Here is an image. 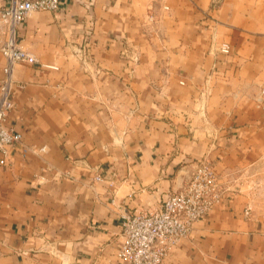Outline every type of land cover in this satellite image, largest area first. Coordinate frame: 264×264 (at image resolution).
Returning <instances> with one entry per match:
<instances>
[{"label": "crops", "instance_id": "crops-1", "mask_svg": "<svg viewBox=\"0 0 264 264\" xmlns=\"http://www.w3.org/2000/svg\"><path fill=\"white\" fill-rule=\"evenodd\" d=\"M16 37L0 264H125L124 215L200 161L227 196L164 264H264V0H61Z\"/></svg>", "mask_w": 264, "mask_h": 264}, {"label": "built area", "instance_id": "built-area-1", "mask_svg": "<svg viewBox=\"0 0 264 264\" xmlns=\"http://www.w3.org/2000/svg\"><path fill=\"white\" fill-rule=\"evenodd\" d=\"M60 5L61 0H12L0 11V23L6 31L1 45L5 64L0 79V152L4 156L0 158V164L22 139L21 132L8 124L15 106L11 98L13 65L38 62L34 54L18 42L17 27L33 11H57ZM229 50L228 44H222L221 51L227 53ZM95 179L101 177L97 175ZM228 189L220 183L212 165L200 161L183 188L170 192L159 208L124 215L118 250L120 259L125 264H164L170 247L188 237L195 223L204 219L227 196Z\"/></svg>", "mask_w": 264, "mask_h": 264}, {"label": "rangeland", "instance_id": "rangeland-1", "mask_svg": "<svg viewBox=\"0 0 264 264\" xmlns=\"http://www.w3.org/2000/svg\"><path fill=\"white\" fill-rule=\"evenodd\" d=\"M5 36H6L5 27L2 23H0V48L4 41Z\"/></svg>", "mask_w": 264, "mask_h": 264}, {"label": "water", "instance_id": "water-1", "mask_svg": "<svg viewBox=\"0 0 264 264\" xmlns=\"http://www.w3.org/2000/svg\"><path fill=\"white\" fill-rule=\"evenodd\" d=\"M196 166H197V165H196ZM194 169H195V168H194ZM193 171H194V170H193ZM193 171H192V173H193ZM192 173L189 175V177H188L185 181H183V183H182L179 187H177V188L175 189V191H178V190H180L181 188H183V186L185 185L186 181H188V180L191 178Z\"/></svg>", "mask_w": 264, "mask_h": 264}]
</instances>
